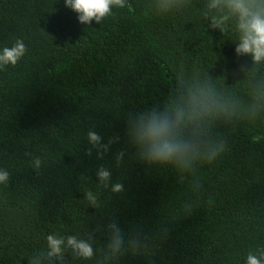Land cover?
Instances as JSON below:
<instances>
[{"label": "trees", "instance_id": "obj_1", "mask_svg": "<svg viewBox=\"0 0 264 264\" xmlns=\"http://www.w3.org/2000/svg\"><path fill=\"white\" fill-rule=\"evenodd\" d=\"M209 2L127 0L85 24L65 0H0V51L27 46L0 69V168L10 174L0 183V264H29L49 234L94 231L102 246L113 219L149 248L120 264H246L264 251V62L236 54L234 17L210 27L220 13ZM150 115L171 117L191 146L182 182L139 162L127 142V121ZM90 129L105 144L119 137L103 159L85 154ZM116 182L123 192L111 191Z\"/></svg>", "mask_w": 264, "mask_h": 264}, {"label": "clouds", "instance_id": "obj_2", "mask_svg": "<svg viewBox=\"0 0 264 264\" xmlns=\"http://www.w3.org/2000/svg\"><path fill=\"white\" fill-rule=\"evenodd\" d=\"M176 2L177 0H167L165 7H171ZM65 3L78 13V20L85 24H91L93 19L101 23L102 19L112 14L113 6L131 7L127 0H65ZM208 8L220 13L219 16L214 15L211 18L210 27L213 29L222 30L226 21L235 18L238 33L235 51L238 56L250 55L254 63L264 62V0H210ZM26 52L27 46L22 39H17L11 47H4L0 51V69L8 65L15 66ZM126 135L127 142L135 150V158L139 162L175 169L180 174L178 180L181 182L185 179L183 174L191 171L194 162L191 146L177 137L171 117L150 115L133 118L127 121ZM87 138L91 147L85 150V154L92 156L95 149L98 159H103L110 146L119 140V137H110L105 144L103 137L94 129L88 131ZM124 154V151L115 154L116 167L124 163ZM217 155V151L212 152L196 162H211ZM32 165L39 171L42 167L41 159L35 157ZM96 175L99 183L109 188L111 170L100 166ZM9 179V172L0 168V183L6 184ZM111 191L123 192V183L111 184ZM84 198L91 206H99L98 198L92 191L86 192ZM106 235V242L97 247L94 231H86L81 237L49 234L46 238V249L30 257L29 264H72L75 260H94L98 255H102L104 264H120L121 258L129 253L137 254L149 249L142 233L132 230L126 234L114 219L107 223ZM246 264H264V251L259 256L249 252Z\"/></svg>", "mask_w": 264, "mask_h": 264}]
</instances>
